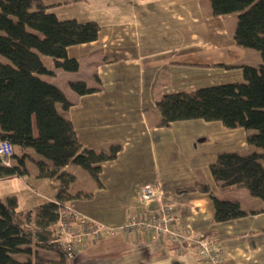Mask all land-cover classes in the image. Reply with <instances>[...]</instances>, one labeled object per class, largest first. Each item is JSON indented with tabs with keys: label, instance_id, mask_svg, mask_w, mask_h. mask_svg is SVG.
<instances>
[{
	"label": "crops",
	"instance_id": "crops-1",
	"mask_svg": "<svg viewBox=\"0 0 264 264\" xmlns=\"http://www.w3.org/2000/svg\"><path fill=\"white\" fill-rule=\"evenodd\" d=\"M43 1L59 20H94L99 24L95 40L67 47L68 56L76 58L79 67L75 72L62 73V77L69 88L71 80L94 85L97 76L101 89L76 95L70 88L54 84L73 103L65 115L84 146L98 149L110 141L123 146L114 160L101 164L100 188L77 189L92 190L93 197L71 200L68 207L92 221L120 229L140 206V187L153 184L160 195L150 206L170 205L178 224L188 225L197 236L212 231L226 264H264V211L214 222L208 194L176 193V189L199 179L209 184L217 197L237 200L247 211L262 208L263 201L247 195L244 189L221 190L207 172L214 156L223 151L220 149L240 145L248 150L246 136L251 131L229 129L220 121L203 119L157 127L153 111L160 94L242 81V70L237 65L257 66L261 62L258 51L237 45L230 36L235 23L233 13L210 16L207 0ZM49 62L53 66L52 59ZM226 64L231 66L224 67ZM213 134L228 140L212 146L208 142ZM204 146L210 147L207 156L188 159L191 150ZM15 152L19 149L15 148ZM23 152L32 157L27 149ZM161 154L172 169L168 173L160 170ZM11 162L14 164V159ZM25 166L24 176L0 178V198L15 196L20 210L54 201L55 181L37 177L34 167L30 173L26 163ZM66 169L77 176L71 164ZM216 190L234 196L221 195ZM21 194L25 197L22 203ZM72 264L203 263L198 254L179 250L166 235L151 239L137 231L86 243L77 250Z\"/></svg>",
	"mask_w": 264,
	"mask_h": 264
},
{
	"label": "trees",
	"instance_id": "trees-1",
	"mask_svg": "<svg viewBox=\"0 0 264 264\" xmlns=\"http://www.w3.org/2000/svg\"><path fill=\"white\" fill-rule=\"evenodd\" d=\"M207 2L210 16L237 13L230 36L237 45L258 51L261 62L257 66L238 64L242 81L160 94L153 107L155 125L169 127L176 121L203 119L220 121L229 129L251 130L246 136L247 151H220L208 167L221 190L246 187L264 203V0ZM98 30L94 20H59L43 0H0V55L8 60L0 61V140L13 146L10 165H0V178L27 174L25 159L29 156L23 150L30 148L39 156L33 160L36 176L55 181V200L32 209H18L15 196L0 198V264H72L75 255L67 257L59 240L58 209L71 200H89L94 193L71 192L75 175L66 166H80L100 188L101 164L114 160L123 148L120 142L110 143L107 149L84 146L65 115L72 101L41 77L54 74L43 56L52 59L53 68L77 71L79 61L68 56L67 47L95 40ZM94 82L71 80L68 85L76 95H84L101 89L97 76ZM12 159L17 162L12 164ZM195 191L208 194L214 222L264 211V206L247 211L237 200L219 198L199 179L176 189L177 194ZM18 253H24L25 260L18 262Z\"/></svg>",
	"mask_w": 264,
	"mask_h": 264
},
{
	"label": "built area",
	"instance_id": "built-area-1",
	"mask_svg": "<svg viewBox=\"0 0 264 264\" xmlns=\"http://www.w3.org/2000/svg\"><path fill=\"white\" fill-rule=\"evenodd\" d=\"M13 146L5 140H0V165L9 166ZM160 195L153 184H143L139 191L140 206L131 214L121 232L134 233L143 231L150 238H161L166 235L178 249L198 254L203 264H226L225 254L221 245L213 235H195L186 224H178V220L171 212V206L159 203L153 207L150 203ZM73 220L68 221V217ZM177 223L175 227L173 224ZM57 229L62 248L71 258L75 251L88 241H97L103 236L113 234L117 228L90 220L68 206L58 209Z\"/></svg>",
	"mask_w": 264,
	"mask_h": 264
},
{
	"label": "rangeland",
	"instance_id": "rangeland-1",
	"mask_svg": "<svg viewBox=\"0 0 264 264\" xmlns=\"http://www.w3.org/2000/svg\"><path fill=\"white\" fill-rule=\"evenodd\" d=\"M233 15H234L233 16V19L236 22L237 13H233ZM50 59L51 58L48 57V56H43L44 63L52 66L51 62H49ZM0 61L7 62L8 60L5 57H3V56L0 55ZM51 68L53 69L54 74H52V75H44V74H42L41 77L42 78H45L47 80H50L53 83L59 84L60 86H62V88H64V87L65 88L66 87L68 88L67 83H66V79H64L62 77V75H63L62 73H68V72L67 71H64V70H61V69H58V68H53V66ZM237 129H239L238 131H251V130H247L245 128H237ZM220 138H222V135H220V134H213L210 137L208 143L213 146V145H215L216 143H218L220 141L222 142V141H227L228 140V137H224L225 139H223V140L220 139ZM162 140L164 141V136L162 137ZM112 142L110 141L109 143H106L105 145L101 146L98 149H101V148L107 149L109 147L110 143H112ZM232 149L233 150H238V151H245V150H247L246 147H241L240 145H237V147H227V150H232ZM220 150H224V149H220ZM27 151H29V154L32 155V158L31 157H27L25 159V163H26V165H27V167H28V169L30 170V173H31V172H33V167H34V169L36 171V167H35V164H34V161H33L34 159L33 158L37 159V158H39V156L32 149H30V148H28ZM209 152H210V147H208V146L199 147L197 150H191L190 151V153H189L190 156H188V159H190L192 157V158H194V160L195 159L201 160V159H203L204 156H207L209 154ZM159 154H160V151H159ZM17 155L18 156H21V154H19V152H17ZM162 156L163 155L161 154L160 155V170L164 174L166 172L168 173L172 169L167 166L168 161H166V162L163 161ZM16 162H17V160L14 159V163H16ZM71 167L76 171V174H77V176H75V180L70 184L69 190L71 192L76 191L78 188L88 189V188H91V187H95V183L93 182L94 180L91 178V176L84 169H82L78 165H73V164H71ZM207 172L210 174L209 167H207ZM201 174H202V171H201ZM27 181L28 182H31L30 179H28ZM213 183H214V180H213ZM234 189H244L246 191L247 195H251V194H249V191H248V189L246 187H238V188H234ZM235 191H237V190H235ZM216 192H218L221 195L234 196L233 193H230L229 194L228 192H223V191H218V190H216ZM20 196H21V198L19 197V199H20V201L22 203V202H24L25 197L22 198L23 197L22 194ZM251 197H253V198H255V199L259 200V201H262L261 199H259L256 196H252L251 195ZM241 200H242V204H244L243 199H241ZM120 232L121 231L119 229H117L113 234L120 233ZM113 234H109V235H106V236H110V235H113ZM106 236H103V238L106 237ZM88 242H95V241H88ZM25 258L26 257H25V254L24 253H18V254L15 255V259L18 262H21V261L25 260Z\"/></svg>",
	"mask_w": 264,
	"mask_h": 264
}]
</instances>
